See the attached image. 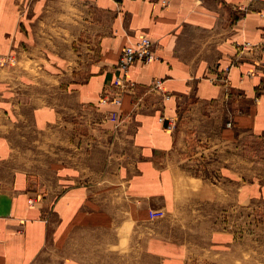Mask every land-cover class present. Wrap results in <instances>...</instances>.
<instances>
[{
  "label": "crops",
  "instance_id": "crops-1",
  "mask_svg": "<svg viewBox=\"0 0 264 264\" xmlns=\"http://www.w3.org/2000/svg\"><path fill=\"white\" fill-rule=\"evenodd\" d=\"M139 36L155 60L100 103ZM262 46L264 0H0V264H240L264 235Z\"/></svg>",
  "mask_w": 264,
  "mask_h": 264
},
{
  "label": "built area",
  "instance_id": "built-area-1",
  "mask_svg": "<svg viewBox=\"0 0 264 264\" xmlns=\"http://www.w3.org/2000/svg\"><path fill=\"white\" fill-rule=\"evenodd\" d=\"M246 45H248V43L244 44V46ZM155 58L152 42L147 37L139 36L134 41L126 43L119 51L114 65L115 76L110 85H105L102 88L98 101L100 103L111 102L114 105H118L120 101V93L124 91L126 92L133 87V83L127 78V72L130 65L135 61L149 63L154 61ZM5 61L13 62V59L9 56L7 59L0 60V63ZM151 85L160 93L163 92L161 81L154 80ZM226 125H230V121H228ZM166 127H171L169 121ZM162 215L163 212L160 210L148 211L149 218Z\"/></svg>",
  "mask_w": 264,
  "mask_h": 264
},
{
  "label": "rangeland",
  "instance_id": "rangeland-1",
  "mask_svg": "<svg viewBox=\"0 0 264 264\" xmlns=\"http://www.w3.org/2000/svg\"><path fill=\"white\" fill-rule=\"evenodd\" d=\"M2 59H7V57L0 58V60ZM11 63L13 62L5 61V62L0 63V65L4 66V65H9ZM247 225H248L247 220H244V223L241 226V229L247 230L248 229ZM145 226L146 227L149 226L148 222H145ZM241 242L245 243V242H249V240H242ZM251 242H252V239H251ZM255 242L257 244V247L253 252H241L240 264H264V235H262L261 237L258 236L255 239Z\"/></svg>",
  "mask_w": 264,
  "mask_h": 264
}]
</instances>
